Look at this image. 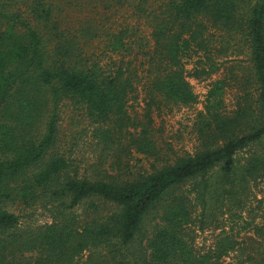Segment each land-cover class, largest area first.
I'll return each mask as SVG.
<instances>
[{"label": "trees", "instance_id": "trees-1", "mask_svg": "<svg viewBox=\"0 0 264 264\" xmlns=\"http://www.w3.org/2000/svg\"><path fill=\"white\" fill-rule=\"evenodd\" d=\"M120 13L149 29L139 51L150 102H195L182 59L203 52L194 77L217 69L210 26L243 38L257 89L226 115L215 81L197 114L196 149L130 177L120 175L122 155H159L147 129L130 131L126 101L140 66L127 25L105 26ZM66 99L97 126L101 165L91 176L53 151ZM254 145L264 146V0H0V264H220L235 241L223 234L197 251L191 208L213 221L225 197L236 199L264 171L261 154L238 158ZM39 202L52 218L35 227L21 228L8 209ZM255 244L264 264V240Z\"/></svg>", "mask_w": 264, "mask_h": 264}, {"label": "rangeland", "instance_id": "rangeland-1", "mask_svg": "<svg viewBox=\"0 0 264 264\" xmlns=\"http://www.w3.org/2000/svg\"><path fill=\"white\" fill-rule=\"evenodd\" d=\"M112 20H108L105 26L117 28L127 25V35L133 42L134 57H137L135 65L140 66L137 67L138 77L134 81V89L126 101L127 115L132 122L130 131L147 129L159 155L156 158L146 157L131 150V155H122V163L126 162L127 166L122 167L120 175L130 177L136 172L149 171L154 164L171 162L178 156L192 153L198 145L195 127L197 114L204 111L206 95L215 81L223 82L219 93L222 100L219 110L226 115L245 104L244 94H248L252 100L255 98L257 89L249 79L250 64L245 41L240 35L227 33L209 25L206 33L208 48L217 69L194 77L193 68L200 66L198 61H204L203 52L186 55L182 59L186 79L196 97L195 102L185 106L176 105L158 96L150 102V88L141 72L142 54L139 51L141 39H148L149 29L142 20H127L122 13ZM99 51L100 49L95 50L96 53ZM58 116V135L53 151L67 157L72 166L71 170L75 169L79 175H93V168L101 165L102 154V142L97 137V126L87 117L84 108L70 99L59 103ZM253 152L261 154L264 158L262 145H254L242 151L238 158L242 161ZM106 158V164L112 161L111 158ZM190 187V184L186 186L187 189ZM194 207L195 205L191 208L192 218L187 231L197 251L207 250L213 246L218 236L227 234L235 241V249L220 259V264H255V243L264 240V171L250 180L236 199L225 197L215 210L213 221L203 219L201 208ZM8 209L18 216L21 228L39 226L50 222L52 218L51 212L40 202L31 207L11 203L8 204ZM106 211L107 209H102L100 213L105 214ZM76 213L80 218H84L85 214L80 207L76 208ZM86 254L87 252L82 258H85Z\"/></svg>", "mask_w": 264, "mask_h": 264}]
</instances>
